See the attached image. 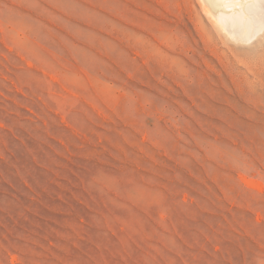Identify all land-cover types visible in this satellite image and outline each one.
I'll use <instances>...</instances> for the list:
<instances>
[{"label":"rangeland","instance_id":"374dc122","mask_svg":"<svg viewBox=\"0 0 264 264\" xmlns=\"http://www.w3.org/2000/svg\"><path fill=\"white\" fill-rule=\"evenodd\" d=\"M199 13L0 0V264H264V31Z\"/></svg>","mask_w":264,"mask_h":264},{"label":"bare ground","instance_id":"6f19581e","mask_svg":"<svg viewBox=\"0 0 264 264\" xmlns=\"http://www.w3.org/2000/svg\"><path fill=\"white\" fill-rule=\"evenodd\" d=\"M196 2L200 8L199 22L205 25L207 21L217 34L225 32L237 43H247L264 31V0H196Z\"/></svg>","mask_w":264,"mask_h":264}]
</instances>
